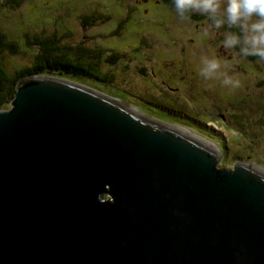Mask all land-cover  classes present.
I'll use <instances>...</instances> for the list:
<instances>
[{"label": "water", "instance_id": "1", "mask_svg": "<svg viewBox=\"0 0 264 264\" xmlns=\"http://www.w3.org/2000/svg\"><path fill=\"white\" fill-rule=\"evenodd\" d=\"M174 126L23 77L0 108V264H264V171Z\"/></svg>", "mask_w": 264, "mask_h": 264}, {"label": "rangeland", "instance_id": "2", "mask_svg": "<svg viewBox=\"0 0 264 264\" xmlns=\"http://www.w3.org/2000/svg\"><path fill=\"white\" fill-rule=\"evenodd\" d=\"M11 3L0 0V31L17 40L19 48L16 53L4 50L0 56L10 74L34 57L36 48L25 45L26 36L32 40L55 34L61 44L96 46L104 56L116 53L119 61L100 65V72L113 74L111 83L68 79L209 144L221 153L219 167L251 162L264 170V60L242 56L240 44L223 46L228 33L243 36L240 28L227 24L215 28L207 15L202 20H181L161 0ZM227 4L228 0H220L221 11ZM91 15L96 20L91 22ZM203 58L219 61L215 78L200 74L206 67ZM222 74L238 79L241 86L224 85Z\"/></svg>", "mask_w": 264, "mask_h": 264}, {"label": "trees", "instance_id": "3", "mask_svg": "<svg viewBox=\"0 0 264 264\" xmlns=\"http://www.w3.org/2000/svg\"><path fill=\"white\" fill-rule=\"evenodd\" d=\"M12 1L14 4H18L20 0ZM161 2L176 12L174 0H161ZM13 3L11 4L16 6ZM92 16L91 22L96 20ZM204 17L206 15L192 12L189 14L188 19L196 21L202 20ZM121 25L122 23L117 26V29ZM25 45L36 48L34 57L29 64L10 74L5 70L0 60V108L8 104L15 94L17 84L25 76L34 74H58L67 79V76H71L73 78H86L102 83H111L113 74L100 72L101 61L114 64L120 60L119 55L116 53L104 56L102 52L105 51L101 48H96V46L93 49H88L81 44L74 46L61 44L55 34L41 37L34 36L32 40H29L28 36H26ZM18 49V41L15 39L10 40L4 32L0 31V56L4 50L16 53Z\"/></svg>", "mask_w": 264, "mask_h": 264}, {"label": "clouds", "instance_id": "4", "mask_svg": "<svg viewBox=\"0 0 264 264\" xmlns=\"http://www.w3.org/2000/svg\"><path fill=\"white\" fill-rule=\"evenodd\" d=\"M174 6L181 20L188 19L190 13L196 12L207 15L215 28L223 27L225 24L229 28H240L243 36L230 32L223 46L228 49L240 44L242 56H257L264 60V0H228L223 11L220 0H174ZM203 62L206 67L200 70V74L206 79L215 78L213 74L221 67L219 61L203 58ZM222 75L224 85H231L233 88L241 86L238 79ZM97 199L100 203H105L99 200L98 196Z\"/></svg>", "mask_w": 264, "mask_h": 264}, {"label": "bare ground", "instance_id": "5", "mask_svg": "<svg viewBox=\"0 0 264 264\" xmlns=\"http://www.w3.org/2000/svg\"><path fill=\"white\" fill-rule=\"evenodd\" d=\"M174 127H176V126H174ZM179 130H181V131H183L182 129H180V128H178ZM183 132H185L186 134H189V133H187L186 131H183ZM204 143V142H203ZM209 145V144H208ZM257 168H259L258 166H257ZM260 169V168H259ZM260 170H263V169H260ZM264 171V170H263Z\"/></svg>", "mask_w": 264, "mask_h": 264}, {"label": "flooded vegetation", "instance_id": "6", "mask_svg": "<svg viewBox=\"0 0 264 264\" xmlns=\"http://www.w3.org/2000/svg\"><path fill=\"white\" fill-rule=\"evenodd\" d=\"M103 195H105V194H103ZM103 195H102V196H103ZM103 197H104V198H108L109 196H108V194H107L106 196H103Z\"/></svg>", "mask_w": 264, "mask_h": 264}]
</instances>
